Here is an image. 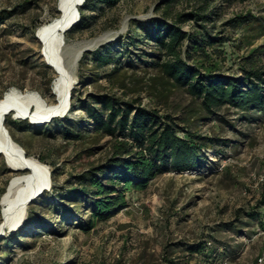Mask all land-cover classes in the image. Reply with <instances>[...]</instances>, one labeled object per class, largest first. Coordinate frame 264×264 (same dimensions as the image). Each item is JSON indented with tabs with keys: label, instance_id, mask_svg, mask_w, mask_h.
Wrapping results in <instances>:
<instances>
[{
	"label": "rangeland",
	"instance_id": "rangeland-1",
	"mask_svg": "<svg viewBox=\"0 0 264 264\" xmlns=\"http://www.w3.org/2000/svg\"><path fill=\"white\" fill-rule=\"evenodd\" d=\"M58 1L0 0V99L16 89L37 92L50 104L56 102L49 84L56 74L41 56L35 26L59 16ZM161 1L124 0L114 9L101 5L94 12L84 9L89 25L83 32L65 35L67 46H75L111 33L109 41L83 52L80 60L85 53L107 46L125 66V88L101 78L91 84L96 70L89 63L90 55L82 67L78 63L72 89H76L75 106H69L65 116L43 124L7 117L5 125L15 143L28 157L39 162L45 158L43 164L50 174L55 169V178L50 176V191H43L29 205L22 226L1 231L0 264H257L264 251V111L223 107L209 113L200 100L150 66L157 50L137 22L159 19L155 7ZM212 1L218 15L208 24L210 35L214 40L227 38L214 47L226 52L217 74L240 80L242 68L252 59L264 69V33L258 28L264 24V0ZM194 6L176 5L171 14L189 12ZM54 11H58L55 17ZM242 15L248 23L235 28L226 25ZM182 30L199 28L190 22ZM253 49L257 51L252 54ZM101 92L125 100L138 98L142 106L157 110L167 117L165 122L184 130L181 136L200 138L197 141L206 147L200 166L158 175L145 190L127 193L126 208L89 229L91 202L61 198L70 191L76 175L91 163L103 161L111 139L81 143L73 137L66 139L63 129L91 131L82 103L88 104L90 95ZM89 147L90 156L83 153ZM24 173L10 169L0 155V225L1 198L10 180ZM193 246L201 247L200 252L192 253Z\"/></svg>",
	"mask_w": 264,
	"mask_h": 264
},
{
	"label": "trees",
	"instance_id": "trees-1",
	"mask_svg": "<svg viewBox=\"0 0 264 264\" xmlns=\"http://www.w3.org/2000/svg\"><path fill=\"white\" fill-rule=\"evenodd\" d=\"M121 1L124 0H85L79 8V21L68 33L83 32L89 25L84 9L94 12L100 5L114 9ZM183 3L187 6L195 3L196 6L189 12L172 15V9ZM213 5L212 0H162L155 7L159 19L148 23L137 22L141 25L144 38L154 43L157 50L152 54L154 60L150 66L159 70L175 87L185 89L191 97L200 100L209 113L223 107L243 112L264 111V69L258 65L259 61L248 60V66L242 68L240 80L217 74L220 62L225 61L226 52L214 47L222 45L227 38L220 36L214 40L210 35L208 24L218 15ZM57 14L58 11H54L52 16ZM247 18L237 16L229 19L226 25L241 27L248 23ZM190 22L199 30H182V25ZM39 25L35 26V32ZM258 28L264 33V24H259ZM256 51L253 49L251 53ZM90 55L89 63H93L96 70L91 84L98 83L101 78L111 85L125 88L126 69L118 53L108 50L107 46L101 47L92 53H85L79 62L80 67L87 63L86 57ZM109 67L111 70L104 72ZM54 79L51 76L50 86ZM75 99L76 89L72 91L70 108L75 106ZM89 100L88 104L82 103L81 109L86 112L92 130L84 128L78 131L77 128L65 127V138L73 137V141L82 143L108 137L111 139L109 151L101 163H91L76 175L70 191L61 198L76 197L77 200L87 199L91 202L89 229L95 228L99 222L108 221L126 208L127 193L130 191L145 190L148 182L158 175L170 171L184 173L201 165L206 145L197 141L200 138L194 140L190 134L181 136L179 133L184 130L180 131L172 121L165 122L164 118L167 117H161L155 109L142 106L138 98L125 100L114 93L101 92L90 95ZM83 153L90 156L92 148H85ZM39 160L45 163V158ZM54 178L55 169L51 171V179ZM262 200L264 205V195ZM200 250L201 247H191L192 253Z\"/></svg>",
	"mask_w": 264,
	"mask_h": 264
},
{
	"label": "bare ground",
	"instance_id": "bare-ground-1",
	"mask_svg": "<svg viewBox=\"0 0 264 264\" xmlns=\"http://www.w3.org/2000/svg\"><path fill=\"white\" fill-rule=\"evenodd\" d=\"M84 1L59 0V16L41 25L36 31V37L42 44L41 56L56 74L52 84L56 102L50 104L37 92H21L16 89H10L0 99V152L9 168L24 169L25 172L10 180L1 198L3 222L0 225V233L6 232L8 228L22 226L26 220L28 207L32 203L28 201L40 190L43 189L44 194L51 189L49 169L38 160L28 157L23 148L15 143L5 125L7 117L12 115L15 119L28 120L35 124L53 115L57 118L65 116L70 109L68 95L75 84L77 67L83 51L95 48L109 41L111 37V33H107L91 41L67 46L65 35L72 28L66 29L80 18L79 8Z\"/></svg>",
	"mask_w": 264,
	"mask_h": 264
},
{
	"label": "water",
	"instance_id": "water-1",
	"mask_svg": "<svg viewBox=\"0 0 264 264\" xmlns=\"http://www.w3.org/2000/svg\"><path fill=\"white\" fill-rule=\"evenodd\" d=\"M84 1V0H83ZM59 10V9H58ZM78 14V13H77ZM79 21V19H76V21H74V22H72L69 26H68V28L66 29V30H70L71 28H73L76 24H77V22ZM85 51H87V50H84L83 52H85ZM82 56V55H81ZM46 65L47 66H49L50 67V65L48 64V62H46ZM72 89H73V87H72ZM70 100H71V92L69 93V95H68V108H69V106H70ZM54 117H56V115H53V116H51L50 118H47V119H44L43 121H41V122H36L35 124H43V123H45V122H47L48 120H50V119H52V118H54ZM0 155H2V153L0 152ZM9 166V165H8ZM11 169V168H10ZM13 171H16V172H21V171H24V169H12ZM48 176H51V174H50V172H48ZM44 190L42 189V190H40L34 197H32L28 202H32L33 200H35V198H37L38 196H40L41 194H42V192H43ZM2 235V233H0V236Z\"/></svg>",
	"mask_w": 264,
	"mask_h": 264
},
{
	"label": "built area",
	"instance_id": "built-area-1",
	"mask_svg": "<svg viewBox=\"0 0 264 264\" xmlns=\"http://www.w3.org/2000/svg\"><path fill=\"white\" fill-rule=\"evenodd\" d=\"M257 264H264V251L261 252V254L259 255L257 259Z\"/></svg>",
	"mask_w": 264,
	"mask_h": 264
}]
</instances>
